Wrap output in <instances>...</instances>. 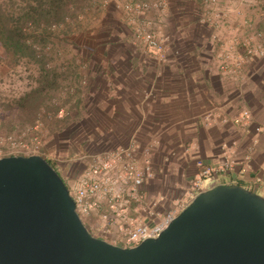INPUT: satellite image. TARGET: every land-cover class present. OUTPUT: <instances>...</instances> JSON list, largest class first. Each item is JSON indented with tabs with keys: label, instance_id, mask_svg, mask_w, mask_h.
<instances>
[{
	"label": "rangeland",
	"instance_id": "374dc122",
	"mask_svg": "<svg viewBox=\"0 0 264 264\" xmlns=\"http://www.w3.org/2000/svg\"><path fill=\"white\" fill-rule=\"evenodd\" d=\"M6 1L0 0V3ZM89 1L91 5L68 28L51 29L44 41H39L37 37L36 50L41 62H14L0 49V136L11 131L9 127H25L38 119L42 124L43 150L52 153L54 159L63 163L58 167L55 161L49 160L61 176L68 167L73 168L77 154L96 152L87 141L94 140V126L108 117L105 110L108 102L105 100L101 103V115L98 111L99 101L108 91L92 87L90 81L94 75L105 78L107 71L112 72V67L125 61H140L141 57L157 61L136 34L147 27L142 23L152 24V28L148 29H152L155 39L165 51L172 44L186 49V39L175 43L172 37L175 31L188 30L203 37L199 44L204 41L212 46V52H216V62L220 60L219 55L226 51L242 60L247 57L243 60V69L250 63L264 62V57H252L241 50L243 47L252 49L260 45L255 34L264 29V0H214L213 3L210 0H162L164 5L161 9H149L138 15L125 9V4L131 0H109L105 5L99 4L98 0ZM139 1L154 3L159 0ZM231 15L238 19L230 22L228 17ZM190 45L196 46L192 42ZM94 67L104 70L92 75L91 68ZM44 71L49 72L55 81L52 87L47 88L43 103L35 110L30 121L26 112H19L11 106V100L36 87ZM96 94L101 97H96ZM60 108L64 109L65 114L57 118L56 112ZM108 134L101 135L108 138ZM62 170L65 172L62 173ZM169 186L180 191L177 198H172L174 193L171 189L166 190ZM157 190L166 191V195L157 197ZM157 190L155 186H148L143 193L157 197L154 202L161 213L174 204L189 201L194 194L192 181L189 182L183 174L173 173L170 166L164 170ZM146 200L148 206L153 201L151 197Z\"/></svg>",
	"mask_w": 264,
	"mask_h": 264
},
{
	"label": "crops",
	"instance_id": "0c3cea01",
	"mask_svg": "<svg viewBox=\"0 0 264 264\" xmlns=\"http://www.w3.org/2000/svg\"><path fill=\"white\" fill-rule=\"evenodd\" d=\"M228 18L230 22L238 19L233 15ZM172 38L175 43L186 39L188 46H168L162 62L142 57L136 62L125 61L107 71L105 78L94 75L104 68H91L92 87L108 91L98 109L101 115L102 101L108 102V117L107 122L102 120L94 126L96 136L87 141L88 145L96 151L126 145L130 140L150 146L154 174L144 182L146 191L148 186L157 190L166 167L190 182L197 171L196 160L216 166L231 159L236 166L229 177L264 198V62L221 74L212 46L198 43L203 40L200 34L175 31ZM241 110H248L250 120L234 124L232 120ZM255 127L260 128L259 133ZM100 133H109L108 138ZM47 155L48 161L61 167L59 159L52 153ZM245 155L248 161L243 162ZM240 168L245 169L242 175ZM167 189L173 191L172 198L180 194L174 186ZM144 195L153 201L157 198L146 192Z\"/></svg>",
	"mask_w": 264,
	"mask_h": 264
},
{
	"label": "water",
	"instance_id": "95a60500",
	"mask_svg": "<svg viewBox=\"0 0 264 264\" xmlns=\"http://www.w3.org/2000/svg\"><path fill=\"white\" fill-rule=\"evenodd\" d=\"M0 264H264V198L212 185L156 238L121 248L87 232L47 161L2 157Z\"/></svg>",
	"mask_w": 264,
	"mask_h": 264
},
{
	"label": "built area",
	"instance_id": "2783aa9c",
	"mask_svg": "<svg viewBox=\"0 0 264 264\" xmlns=\"http://www.w3.org/2000/svg\"><path fill=\"white\" fill-rule=\"evenodd\" d=\"M108 1L97 2L105 5ZM210 2L213 3L214 0ZM163 5L162 0L154 3L131 0L125 4V9L138 15L149 9L159 10ZM142 24L147 27L137 32V36L158 62L164 61L165 49L155 39L152 24ZM255 38L260 41V45L252 49L243 47L241 50L252 57H264V29L257 32ZM219 59L217 68L221 74L236 73L244 64L242 59L228 51L221 53ZM64 114V109L60 108L56 117L61 118ZM249 120L248 111L241 110L232 122L241 125ZM254 130L260 132L259 127ZM151 149L150 146L143 147L137 141L130 140L126 145H114L93 154L79 153L74 159L73 168L68 167L61 177L74 204L75 213L91 236L121 248L134 247L141 241L156 238L200 191L212 185L236 183L234 178L229 177L236 166L234 160L226 159L216 166L205 165L201 160H196L197 171L192 181L194 194L189 201L174 204L165 212H158L154 201H150L149 206L146 205L147 197L143 193L144 182L154 174ZM33 155L40 156L45 161L48 157L43 150L42 124L38 119L18 131L0 136V158ZM242 160L248 161V156H243ZM55 168L53 169L57 172ZM244 173L245 169L240 168L239 174Z\"/></svg>",
	"mask_w": 264,
	"mask_h": 264
},
{
	"label": "trees",
	"instance_id": "16d2710c",
	"mask_svg": "<svg viewBox=\"0 0 264 264\" xmlns=\"http://www.w3.org/2000/svg\"><path fill=\"white\" fill-rule=\"evenodd\" d=\"M90 5L89 0H7L0 3V49L14 62H41L36 50L37 37L40 38L39 41H44L51 29L68 28ZM50 75L44 71L41 82L36 87L11 100V106L19 112H26L30 121L35 110L43 103L47 88L52 87L55 81ZM23 127H9L8 130L11 131L7 134ZM235 184L242 186L238 182Z\"/></svg>",
	"mask_w": 264,
	"mask_h": 264
}]
</instances>
